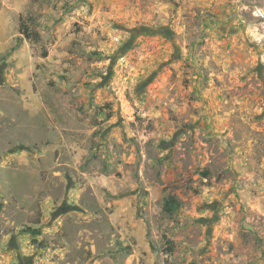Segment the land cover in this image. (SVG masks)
<instances>
[{
  "label": "rangeland",
  "instance_id": "obj_1",
  "mask_svg": "<svg viewBox=\"0 0 264 264\" xmlns=\"http://www.w3.org/2000/svg\"><path fill=\"white\" fill-rule=\"evenodd\" d=\"M0 264H264V0H0Z\"/></svg>",
  "mask_w": 264,
  "mask_h": 264
},
{
  "label": "trees",
  "instance_id": "obj_2",
  "mask_svg": "<svg viewBox=\"0 0 264 264\" xmlns=\"http://www.w3.org/2000/svg\"><path fill=\"white\" fill-rule=\"evenodd\" d=\"M179 201L172 197V198H169L167 199L165 202H164V205H163V212L166 214V215H171L175 210L178 209L179 207ZM27 232H31V233H34V234H38L39 233V228L38 227H26L25 229Z\"/></svg>",
  "mask_w": 264,
  "mask_h": 264
}]
</instances>
